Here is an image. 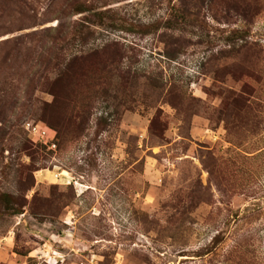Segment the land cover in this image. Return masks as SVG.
Returning a JSON list of instances; mask_svg holds the SVG:
<instances>
[{"label":"rangeland","instance_id":"374dc122","mask_svg":"<svg viewBox=\"0 0 264 264\" xmlns=\"http://www.w3.org/2000/svg\"><path fill=\"white\" fill-rule=\"evenodd\" d=\"M73 1L0 0V264H264V0Z\"/></svg>","mask_w":264,"mask_h":264},{"label":"trees","instance_id":"16d2710c","mask_svg":"<svg viewBox=\"0 0 264 264\" xmlns=\"http://www.w3.org/2000/svg\"><path fill=\"white\" fill-rule=\"evenodd\" d=\"M205 1H207V0H180V5L174 7V9L178 13L176 18H178V17L185 18V17H190V16L194 17L195 13H194V10H193V5H200V4L204 3ZM208 1H209L208 3L211 2V4H213V5H215V4L219 5V2L217 0H208ZM221 2H223L224 5H230V6H232V8H235V9H240L241 8L242 13H245L248 9L252 10L253 5L256 6L258 4L259 0H224V1L222 0ZM89 3L90 2H88L87 0H74L72 2V4L69 5V7L71 9V13L72 14H79V13L92 12L94 10V8ZM93 15L97 16V17H99L101 19L103 14L102 13H98V12H94ZM245 16H248V14L245 15ZM91 20H89V21H91ZM53 38L54 39L52 41V45L45 49V50H48V51H52L53 53H51V55L48 56V57H50V59H45L47 56L42 57L41 63L48 61V66H50L52 64L53 66H52L51 69H54L56 71L57 70L60 71V70H62L65 67L68 70L69 68H71V66H69L68 63H67L66 66L62 68V64L59 61V54L64 50L63 46H64V43L66 42V35L63 36V34H60V35L56 34V35L53 36ZM43 52H45V51H43ZM37 73H38V71L35 74H37ZM70 73H72V72H70ZM118 75L120 76V78H122V76L118 72H115V71L109 76H103L102 73H101V74L97 75V78L100 81V83H102V82L103 83H105V82L109 83L110 82V84H111L115 80V78L117 79ZM43 76H44V73L41 74V78ZM41 78L39 80H41ZM56 80H58V79H56ZM72 82H76L77 83L79 81L78 80H74ZM120 82H122V79H121ZM114 84H115V82L113 83V86H114ZM106 89H107V91L109 90L108 88H106ZM103 90H105V89H103ZM47 109H48V107H46V106L42 107V111H46ZM44 114L45 113L42 114V117L46 118V116ZM89 114H91V113H89V110H87V111H83L82 110V112H80L81 118H80V120H78L76 122V123H78L77 124L78 128L79 127L83 128L85 126V124L89 120ZM71 122H73V120H71V119H63L62 122H59V124H57V125H59L60 130H61L60 132H62L63 135L71 134L69 132V130H68V128H69L68 126L71 124ZM59 139L60 138H59V134H58V131H57V143H58V146H59Z\"/></svg>","mask_w":264,"mask_h":264},{"label":"built area","instance_id":"2783aa9c","mask_svg":"<svg viewBox=\"0 0 264 264\" xmlns=\"http://www.w3.org/2000/svg\"><path fill=\"white\" fill-rule=\"evenodd\" d=\"M23 127L34 141L46 146L50 150H57V131L54 128L32 119L25 120Z\"/></svg>","mask_w":264,"mask_h":264}]
</instances>
